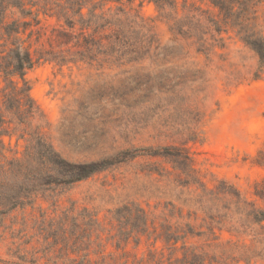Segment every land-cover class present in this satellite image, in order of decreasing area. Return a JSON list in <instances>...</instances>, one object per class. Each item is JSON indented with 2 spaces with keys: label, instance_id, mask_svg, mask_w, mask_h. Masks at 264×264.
Here are the masks:
<instances>
[{
  "label": "rangeland",
  "instance_id": "rangeland-1",
  "mask_svg": "<svg viewBox=\"0 0 264 264\" xmlns=\"http://www.w3.org/2000/svg\"><path fill=\"white\" fill-rule=\"evenodd\" d=\"M173 1L88 6L83 33L32 8L25 137L105 169L0 209V264H264V74L214 9Z\"/></svg>",
  "mask_w": 264,
  "mask_h": 264
},
{
  "label": "trees",
  "instance_id": "trees-1",
  "mask_svg": "<svg viewBox=\"0 0 264 264\" xmlns=\"http://www.w3.org/2000/svg\"><path fill=\"white\" fill-rule=\"evenodd\" d=\"M136 0H0V162L9 163V168L0 167V209L5 214L25 206L27 201L37 193L46 192L52 186H69L83 181L93 174L105 169V162L90 164H72L61 158L53 148L38 135L25 137L31 120L37 113L34 100L30 96V86L26 80L27 73L34 67L30 46L23 35L39 20L32 8L47 7L51 3L60 7L56 15L64 19L66 25L73 29L74 18L79 17L81 31L92 26L87 22L82 10L91 6L90 17H98L95 10L106 4H129ZM155 4L163 11L172 7L173 0H139ZM206 3L217 12L223 24L233 30L238 39L258 57V74H264V34L257 27V9L264 0H196ZM64 2V4L62 3ZM39 11V9H38ZM45 13V12H44ZM9 14H18L19 18L7 21ZM47 14V13H46ZM103 14V13H102ZM26 18H31L26 21ZM103 18V17H102ZM103 23L111 25L105 19ZM93 30L98 31L102 24ZM215 25V23L213 24ZM216 27V26H215ZM217 32L220 30L216 29ZM121 33V32H120ZM30 34V33H29ZM121 49V44L111 45L110 49ZM16 136V144L24 141V150L19 158L18 152L7 160L5 152L9 150L3 138L9 140ZM9 152H12L9 150ZM184 264H204L199 258Z\"/></svg>",
  "mask_w": 264,
  "mask_h": 264
}]
</instances>
